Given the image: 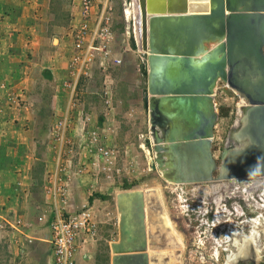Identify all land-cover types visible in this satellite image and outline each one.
<instances>
[{
  "label": "rangeland",
  "instance_id": "374dc122",
  "mask_svg": "<svg viewBox=\"0 0 264 264\" xmlns=\"http://www.w3.org/2000/svg\"><path fill=\"white\" fill-rule=\"evenodd\" d=\"M79 2L80 0H52V20L48 21L47 27L45 23L43 28L40 27V30L46 29L48 38L40 39L39 42L37 39L27 38V35L25 38L17 35L13 44L17 46V42L20 45V40L21 42L24 41L25 50L21 51L20 54L18 53L19 49H14V46L13 49H10L12 54H9L8 61L2 64L7 65L8 76H6L7 78H0V114L4 115L3 117L0 115V119H6L7 121L9 114L14 116V112L18 113L19 111L29 115L30 118L27 121L11 120L14 123L18 121L17 124L19 126V123H21L26 130L29 129L33 132L35 149H33L31 156L37 159L38 163L35 166L30 163L27 176L30 180L37 183L38 187L42 186L44 196H47L48 199L51 198L52 201L53 211L49 207L48 212H45V215H41L39 220L43 222L47 220L48 224H51L56 215L55 209L57 205L59 207L62 205L60 199H56L53 195L55 184L57 183L58 186L67 188L68 200L66 209L70 211L69 207H72V210L76 212L90 209L93 211L99 226V238L98 240L96 239L97 242H94L95 244L92 243L89 246L90 260L87 264H111V257L113 256L112 245L119 242L120 239V215L117 207V194L137 190L142 191L146 196L147 192L154 190L156 192L154 198L159 199L164 209V217L161 220H163L164 225L171 229V232L165 231L166 229L164 228L162 231L166 233L168 244L177 243V245L161 250L149 248L148 253H165L169 259L168 264H215L212 258L215 248L211 243L212 240L209 237V233H206L209 225L202 226L203 220H211L208 217L210 207L207 203H199V200L205 201L206 193L199 190L196 191L194 186L191 185L175 184L165 180L157 168H152L151 160L146 152L140 148L139 134H149L150 123L146 102L148 79L144 73V69L147 68V56L139 51L137 47L139 63H137L136 67L134 65V70L136 69V75L142 77V84L140 85L144 93V105L140 106L142 119H138L140 113L137 110H131L130 105H126L123 100L117 99L116 93L112 99V106H108L105 102L106 98L103 95V87H101L106 80L105 73L108 74L109 78L115 68V79L119 83L118 85H124L127 90L128 86L125 85L128 81L125 79L131 77L129 72L125 74L120 68L122 67V57L124 56L120 50L124 46H128L129 43L125 35L126 22L123 15L122 0L114 1L116 6L114 26L117 36L114 50L116 56L122 59V63L112 66L108 64L106 69L108 71H105L102 60L98 58L96 60L97 66H93L89 71V75L80 77L75 91L69 86L72 83L71 55H66L65 66L61 70L65 69V72L63 71L59 75L60 73L57 74L56 70H54L53 61L59 45L58 40L63 36L64 31L66 37L70 36L68 31H70L72 26L74 15L78 12ZM64 4H66L65 10H62ZM4 14L3 17L5 19H1L0 23L11 24L13 16H9L10 13ZM35 20L31 19L26 23L29 34L34 31ZM58 26H64L62 28L63 33H57ZM0 28L5 31L10 30L4 28L3 25ZM6 34L4 33L3 37ZM133 44H135V40L130 39V46ZM70 45L71 51V40ZM15 56H22V60L17 62L11 60ZM2 57L3 55L0 56V59ZM57 59L59 60L60 58ZM143 59L145 64H143ZM128 60L132 59L129 58ZM16 73L21 74L22 79L20 81L16 79ZM23 79H27V81L25 82ZM108 80L111 82V78ZM78 92L84 93L82 95L91 94L96 98L84 103ZM216 92L215 102L219 118L215 126L213 153L218 164H220L222 151L227 142L231 141L229 133L242 116L240 113L241 108L243 106L244 108L247 107L249 102L246 99L243 100L241 95L232 88H219ZM60 93H65L66 103L62 108H55L52 98L55 94L61 95ZM89 113L96 115L98 118L101 115L100 118L107 117V119L97 123L96 117L94 121L88 117ZM141 122L144 123V127L139 130ZM92 124L96 127L94 130L89 128ZM145 124L147 127L149 126L148 131H146L147 129L145 130ZM82 126L86 128L83 130ZM95 132L110 149H116L118 156L115 159H105L96 149V145L93 143V134ZM24 147L23 154L31 152V149L28 150L26 146ZM217 175L218 171L215 172V177ZM241 187L244 188L242 184ZM77 188L82 189L81 197L83 200L76 204L74 200ZM223 192L221 191V196H224ZM257 193L260 195L261 191ZM58 194L60 197V193ZM149 194L152 197L154 196L151 192ZM134 198L132 194L120 197L121 214L125 216V220L128 223H132V215L129 211L133 205ZM47 204L49 205L50 202H47ZM196 204H199L200 207L196 206ZM255 211V214H258L261 210L257 209ZM29 224L24 223L21 225L25 228ZM2 225L0 223V229H3ZM263 226L264 223L260 226V238L258 241L261 257L258 261L248 260L244 264H264ZM148 229L149 226L146 220L147 237H149ZM249 231L250 227L247 226V232ZM152 233H156L155 230ZM155 240L157 241V239ZM0 245L2 250V245L4 244L1 241ZM129 248L130 246L128 245L124 246L123 249L129 250ZM229 248L230 251L235 250L234 246ZM229 252H221L222 254L218 260L219 264H225ZM36 254L38 255V253ZM201 254L206 259H202ZM2 259L4 260L5 258L0 257V261ZM156 260L158 259L154 257L151 263L156 264ZM38 261L39 264L53 263L51 256L48 260L39 258ZM162 263L166 264L165 261H162Z\"/></svg>",
  "mask_w": 264,
  "mask_h": 264
},
{
  "label": "water",
  "instance_id": "95a60500",
  "mask_svg": "<svg viewBox=\"0 0 264 264\" xmlns=\"http://www.w3.org/2000/svg\"><path fill=\"white\" fill-rule=\"evenodd\" d=\"M133 25L136 47L147 56L152 168L171 183L191 186L264 177V0H139ZM213 40L221 42L204 53ZM219 88H232L249 102L241 126L229 133L236 144L227 142L220 164L213 153ZM130 194L132 223L121 214L120 201ZM155 195L117 194L120 239L112 245V264H151L160 253L168 264L165 253H148L177 245L168 244L162 231L171 229Z\"/></svg>",
  "mask_w": 264,
  "mask_h": 264
},
{
  "label": "crops",
  "instance_id": "0c3cea01",
  "mask_svg": "<svg viewBox=\"0 0 264 264\" xmlns=\"http://www.w3.org/2000/svg\"><path fill=\"white\" fill-rule=\"evenodd\" d=\"M51 2L52 0H0V20L5 19L3 17L4 13H10L9 16H13L11 24L0 23V26L3 25L4 28L10 29L5 31L0 28V56L3 55L0 59V66L5 64L9 59V54H12L10 49H13L15 46L13 43L14 39L17 38V35L21 38H25L27 35V38L30 37L34 40L37 39L39 42L40 39L48 38V36H46V29L40 30V27L43 28L44 23L47 27L48 21L52 20L53 14L51 13ZM65 6L66 4H64L62 10H65ZM79 8L80 7H78V9ZM99 11L100 8L98 6L93 7L92 16L89 20L91 28H94L96 24ZM4 16L6 17L5 14ZM31 19H36V23L34 31L29 34L26 23ZM57 28V33H59L62 32V28H64V26H58ZM4 33H7L5 37H3ZM68 33L70 34L71 31H68ZM69 37L65 36L64 31L63 36L58 40L59 45L57 46V52H55V60L53 62L54 70H56L57 74L60 73L59 75H61L63 71L65 72V69H63V71L61 70L65 66L66 55H71L73 52V45L71 47V51L69 47L71 46L70 40L72 43V37ZM24 46V41L21 42L20 40V45H18L17 42V46H15L14 49H19L18 53L21 54V51L23 52L25 50ZM130 50L126 52L123 51V49L120 50L121 54L124 55H122L123 64L120 68L125 74H128L129 72V75L131 76V79L129 77L125 79L128 81L125 86H128L129 92L124 85H118L119 83H117L115 79V68L112 70L109 78H111L113 97H115L116 93L117 99L123 100L126 105H130L131 110L134 111L135 109L140 113V106L144 105V93L140 87L142 84V77L136 75V69L134 70V65L136 67L137 63H139V57L137 49L133 45H131ZM57 58L60 59L58 60ZM129 58L132 60H128ZM11 60L15 62L20 61L22 60V56H15ZM128 68L129 70H127ZM106 69L107 65L105 67V71H108ZM15 75L16 79H19L18 81L22 79L20 73H16ZM6 76H8L7 65H2L0 67V78ZM23 80L25 82L27 81V79ZM101 87H103V83ZM60 94L61 95H53L52 99L55 108H62L65 106L66 95L65 93ZM78 94L84 103L88 100L96 98L91 94L82 95L84 93L81 94V92H78ZM0 115L1 117L4 116L2 114ZM100 116L98 118L94 114H88V117L91 118L92 121L97 118V123L102 122L103 119H107V117L102 119ZM28 118H30L29 115L19 111L18 113L14 112V116L13 114L12 116L9 114L7 121L3 118V120L0 119V223L1 225L3 224V229H0V241L6 244L10 252V257L7 260L4 259L0 264H39V258L48 260L50 256L52 257L50 224H48L49 222H47V220L45 222L39 220L41 215H45V212H48L49 207L53 211L52 201L51 198L48 199L47 196H44L41 188L42 186L38 187L37 183L30 180L27 176L30 163H32L33 166L38 163L37 159L32 158L31 156L33 154V149H35L33 132L29 129L26 130L21 123H19L20 126L17 124L19 120L27 121ZM11 119H18V121L14 123ZM138 119H142V112L140 113V117ZM15 124L17 125L15 126ZM139 126V130L143 129L144 123L141 122ZM82 127L83 130L86 128L85 126ZM89 128L94 130L96 127L92 124ZM148 128L149 126L147 127L146 125L145 130L147 129L146 131H148ZM24 146H26L28 150L31 149V152L23 154L25 148ZM81 191V188H77L75 190L76 194L74 201L76 204L83 200L81 197ZM47 202H50V204L48 205ZM69 210L70 212H76L72 210V207H69ZM17 221H20L21 223L18 224V229H14L13 226L16 225ZM24 223L30 224L23 228L21 224ZM98 238L99 237H97V240ZM29 239H31V241H29ZM94 242L97 241L95 240L84 244L82 240H79V250L75 256L76 264H87L89 262V246L92 245V243L95 244ZM36 253H38V255ZM154 257L158 259L156 260V264H163L162 261H164V256L161 253L156 254Z\"/></svg>",
  "mask_w": 264,
  "mask_h": 264
},
{
  "label": "built area",
  "instance_id": "2783aa9c",
  "mask_svg": "<svg viewBox=\"0 0 264 264\" xmlns=\"http://www.w3.org/2000/svg\"><path fill=\"white\" fill-rule=\"evenodd\" d=\"M123 15L126 22L125 35L129 41L128 46L123 51L131 49L130 39H135V30L133 20H129L125 15L126 9L130 8L133 0H122ZM98 6L96 24L91 28L89 24L92 16L93 7ZM78 12L74 15L71 26V37L73 52L71 54V76L72 83L69 85L73 91L76 90L78 81L82 75H89V71L96 64L99 58L103 66L121 64L122 59L115 54L116 33L114 31L115 22V2L114 0H80ZM144 61V59H143ZM145 64V61L144 63ZM103 85V95L108 106H112L113 90L111 82L108 80V74L105 73ZM217 92H215L216 95ZM95 132L93 134V143L96 149L105 159H115L118 152L110 149L104 141H101ZM140 148L146 152L150 160L154 159L153 141L150 134H139ZM149 141V143H148ZM215 156V155H214ZM247 191V189H245ZM60 193V197L58 196ZM263 194V191H261ZM248 198L245 204L233 203L226 204L223 200H218L217 207L213 212L211 220H203L202 226L209 225L206 233H209L211 243L215 250L212 258L220 259L221 252H229L232 233H247V226L250 231L253 227V221L258 219L264 223V198L261 196ZM55 198H59L61 207L57 205L56 215L50 224L51 244H52V264H76V253L79 250V240L84 244L95 241L99 234V226L95 215L90 209H83L78 212L67 211L68 190L55 184L53 189ZM261 210L255 214V210ZM17 221L14 229H18ZM204 233V232H203ZM234 239V238H233ZM228 247V248H227Z\"/></svg>",
  "mask_w": 264,
  "mask_h": 264
},
{
  "label": "bare ground",
  "instance_id": "6f19581e",
  "mask_svg": "<svg viewBox=\"0 0 264 264\" xmlns=\"http://www.w3.org/2000/svg\"><path fill=\"white\" fill-rule=\"evenodd\" d=\"M200 3H202V1H200ZM138 13H139V0H133L132 6L128 9H126L125 15L128 17L129 20H133V22H134ZM133 28L136 31L135 25H133ZM135 33L137 36L138 33L137 32H135ZM220 42H221V40L208 41L205 44L204 53L212 50ZM226 86H228V85H226ZM243 100H245V98H243ZM245 109H246V107L244 108V106L241 108V110H240V113L242 114L241 117L244 116ZM240 126H241V122L239 120V122H237L236 126L230 132V135L234 136V133H236V130ZM234 140L230 141V143H232V145L236 144ZM240 183H242L243 187L245 189H247L248 192H253L256 189H258V190L260 189L261 191H263V194L261 193V196L264 198V177H261V178H242V179L237 178V179L221 180L218 182H212V184L210 183L209 185H206V186H202L200 184H193V185H194V189L196 191L199 190L201 192L206 193V195L209 193L216 194V195H220V197H221V195H222L221 191L222 192L226 191V189H228L229 187L235 188ZM251 195H252V193H251ZM261 225H263V222L261 220L258 221V219H256L253 221V227H252L251 232H247V233L236 232V233H232L230 235V241H229L230 243H228L227 246L228 245L234 246L235 250L229 252L228 258H227L225 264H244L248 260L249 261L250 260H255V261L259 260V258L261 256H260V249L258 247V244H259L258 241L260 238V230L259 229H260ZM263 231H264V226H263ZM260 243H261V241H260ZM201 255H202L201 256L202 259H206L203 254H201ZM214 262H219V261L217 260V258H215Z\"/></svg>",
  "mask_w": 264,
  "mask_h": 264
},
{
  "label": "flooded vegetation",
  "instance_id": "af4514ba",
  "mask_svg": "<svg viewBox=\"0 0 264 264\" xmlns=\"http://www.w3.org/2000/svg\"><path fill=\"white\" fill-rule=\"evenodd\" d=\"M240 184H242V183H240ZM240 184L238 186H236L235 188L231 187L230 189H226V191L224 192L225 193L224 196L220 197V195H216V194H211V195L207 194L205 196L206 197L205 201L203 200V202H202L201 200H199L200 204L201 203H203V204L207 203L209 205V207H210L209 212H208L209 218H212L213 212H214L215 208L217 207V203H218V200L220 198H221L220 200H223L226 202V204L230 205V204H233L234 202L245 204L246 201L248 200V198H252L253 196H255V197L260 196L259 193H257V192H259L260 189L259 190L256 189L253 192H248V191L246 192V190L244 188H242ZM251 193L253 196L251 195ZM196 206L200 207L199 204H196Z\"/></svg>",
  "mask_w": 264,
  "mask_h": 264
},
{
  "label": "trees",
  "instance_id": "16d2710c",
  "mask_svg": "<svg viewBox=\"0 0 264 264\" xmlns=\"http://www.w3.org/2000/svg\"><path fill=\"white\" fill-rule=\"evenodd\" d=\"M63 8V7H62ZM133 46L136 48L135 44ZM4 244V243H3ZM1 246V245H0ZM0 257L5 258L6 260L10 257V252L6 244L2 245V250L0 249ZM3 260V259H2ZM2 260L0 261L2 263Z\"/></svg>",
  "mask_w": 264,
  "mask_h": 264
}]
</instances>
